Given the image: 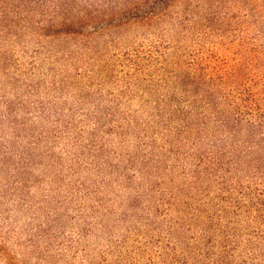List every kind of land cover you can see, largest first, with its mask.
I'll return each mask as SVG.
<instances>
[{
    "label": "rangeland",
    "instance_id": "rangeland-1",
    "mask_svg": "<svg viewBox=\"0 0 264 264\" xmlns=\"http://www.w3.org/2000/svg\"><path fill=\"white\" fill-rule=\"evenodd\" d=\"M102 1L92 2L89 10L99 12L82 28L85 34L93 24L101 33L97 60L85 59L89 53L84 49L82 74L68 69L62 93L50 89L46 68L53 60L45 52L37 56L35 74L28 71L29 58L15 53L26 75L14 89H6L7 98L19 102L17 118L25 126L16 139L12 126L4 125L12 155L0 163V264H200V216L189 220L185 204L200 206V178L191 186L194 180L188 176L195 161L169 158L159 186L175 196V205L167 218L159 215V197L148 191L157 158L146 159L150 148L139 144V127H127L121 119L139 110L141 118L147 113L138 97L123 94L129 79L120 65L130 53L152 52L156 58L166 53L169 84L164 92L187 113L200 109V85L192 83L200 76V55L236 69L237 86L249 93L251 115L258 118L260 112L263 126L254 130L245 124L239 137L264 143V0H177L157 32L114 29L112 20L122 15L111 14ZM100 62L114 65L113 73L102 82L100 71V77L89 79L83 64ZM35 79L43 81L30 98L24 86L36 88ZM32 102H42L47 110L29 107ZM117 105L120 122L105 119L100 125L97 118L111 114ZM26 107L32 108L30 115L23 112ZM120 125L128 132L125 139L118 135ZM28 133L39 140L24 138ZM165 248L170 253L159 255Z\"/></svg>",
    "mask_w": 264,
    "mask_h": 264
},
{
    "label": "trees",
    "instance_id": "trees-1",
    "mask_svg": "<svg viewBox=\"0 0 264 264\" xmlns=\"http://www.w3.org/2000/svg\"><path fill=\"white\" fill-rule=\"evenodd\" d=\"M93 1L103 2L0 0V93L4 92L0 98L3 109L0 112V163L12 155L11 148L4 141L7 136L4 125L12 126L16 139L25 126V122L17 118L19 102L14 103L7 98L9 93L6 89H14L12 87L19 77L26 75L15 53L21 52L23 57L29 58L28 71L35 74L39 70L37 56L45 52L53 60L46 68V75L52 78L50 89L62 93L65 82L70 78L68 69L77 70V76H81L79 69L82 67L81 59L85 57L84 49L89 53L85 57L87 60H97L99 55L96 47L101 33L96 26L89 25L93 32H82L86 23L95 19L93 14L99 12L98 8L89 10L95 5ZM176 1L104 2L111 8V14L119 12L122 15V18L112 20L111 27L114 26V29L157 32L166 21L168 9ZM164 55L156 58L152 52L143 56L133 52L127 55V62L120 65L124 68V78L129 79L123 94L138 97L144 111H147L145 118L140 117L139 113L143 111L139 110L135 116L121 119L128 122L127 127L135 124L139 127L135 132L139 144L150 148L146 159L157 158L156 175L149 180L151 186L148 191L156 193L163 210L158 207L155 210L163 212L159 215L167 218L175 205V196H168L169 193H165L167 190H161L159 186V179H163L160 172L169 168V158L184 163L194 160V170L188 176L194 180L191 186H195L200 178V206H193L192 202L185 204L187 211H191L187 213L189 220L200 216V264H264V143L239 137L245 124L254 130L263 127L261 114L256 113L258 118L251 115L253 112L248 106L250 95L237 86L240 79L238 71L219 66L203 55H200V76L193 77L192 82L200 85V109L187 113L185 108H177L176 98L170 92H164L169 84L166 53ZM161 58V62L157 60ZM83 65L90 73L89 79L100 77V74L97 75L100 71V82L113 73L115 67L101 62ZM40 82L35 79L36 88L35 85L23 84L30 98L40 91ZM143 83L145 88H141ZM30 106L42 112L47 110L42 102H32ZM27 107L23 108V112L30 115L32 108ZM118 109L117 105L111 114L103 119L97 118L100 125L105 119L112 123L120 122ZM63 126L64 130L67 129V124ZM118 131L119 137L127 138L128 132L122 125ZM23 137L38 141L40 136L28 133ZM257 151H263L259 153L261 156H257ZM192 201L195 203L198 200L194 198ZM170 229L167 234H171ZM167 249L160 250L159 255L170 253V248Z\"/></svg>",
    "mask_w": 264,
    "mask_h": 264
}]
</instances>
